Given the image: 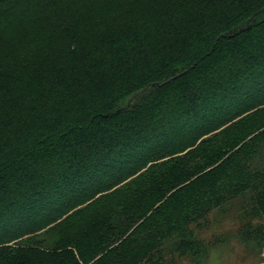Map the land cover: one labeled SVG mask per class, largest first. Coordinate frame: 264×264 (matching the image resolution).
Masks as SVG:
<instances>
[{"label": "trees", "instance_id": "trees-1", "mask_svg": "<svg viewBox=\"0 0 264 264\" xmlns=\"http://www.w3.org/2000/svg\"><path fill=\"white\" fill-rule=\"evenodd\" d=\"M220 214L264 240V0H0V264L205 258Z\"/></svg>", "mask_w": 264, "mask_h": 264}, {"label": "rangeland", "instance_id": "rangeland-1", "mask_svg": "<svg viewBox=\"0 0 264 264\" xmlns=\"http://www.w3.org/2000/svg\"><path fill=\"white\" fill-rule=\"evenodd\" d=\"M246 221L245 215L220 214L212 217V223L200 234L203 240L209 242L208 255L200 259H178L175 264H264V240L260 241V235L255 237L249 232L246 238L243 236L261 220L253 218L252 228H246Z\"/></svg>", "mask_w": 264, "mask_h": 264}]
</instances>
